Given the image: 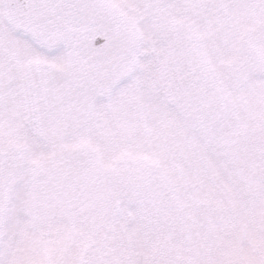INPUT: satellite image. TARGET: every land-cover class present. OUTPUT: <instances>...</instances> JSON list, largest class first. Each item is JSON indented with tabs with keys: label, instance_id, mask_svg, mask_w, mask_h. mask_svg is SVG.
I'll return each instance as SVG.
<instances>
[{
	"label": "snow or ice",
	"instance_id": "6c2138e0",
	"mask_svg": "<svg viewBox=\"0 0 264 264\" xmlns=\"http://www.w3.org/2000/svg\"><path fill=\"white\" fill-rule=\"evenodd\" d=\"M0 264H264V0H0Z\"/></svg>",
	"mask_w": 264,
	"mask_h": 264
}]
</instances>
